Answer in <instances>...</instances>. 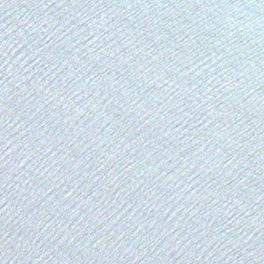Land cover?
I'll list each match as a JSON object with an SVG mask.
<instances>
[{"label": "water", "instance_id": "95a60500", "mask_svg": "<svg viewBox=\"0 0 264 264\" xmlns=\"http://www.w3.org/2000/svg\"><path fill=\"white\" fill-rule=\"evenodd\" d=\"M237 8L264 16L0 0V264H264V35Z\"/></svg>", "mask_w": 264, "mask_h": 264}, {"label": "clouds", "instance_id": "9594fccd", "mask_svg": "<svg viewBox=\"0 0 264 264\" xmlns=\"http://www.w3.org/2000/svg\"><path fill=\"white\" fill-rule=\"evenodd\" d=\"M236 17L243 16L245 17V20L239 21L236 19V17H233L229 14V12L226 13V20H227V26L236 29V31L241 32L242 34L248 36L249 33H253L255 35H264V33H255L253 25H260L261 21L264 20V16L257 17L254 10L245 11L244 9L237 8L234 10ZM230 13H233L230 11ZM234 33L229 32L228 35L232 36ZM253 38V37H250ZM253 42H255V39L253 38Z\"/></svg>", "mask_w": 264, "mask_h": 264}]
</instances>
